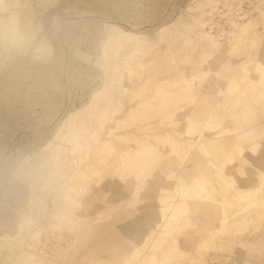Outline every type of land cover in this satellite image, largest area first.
<instances>
[{"label":"rangeland","instance_id":"rangeland-1","mask_svg":"<svg viewBox=\"0 0 264 264\" xmlns=\"http://www.w3.org/2000/svg\"><path fill=\"white\" fill-rule=\"evenodd\" d=\"M0 9L19 18L14 31L0 20V235L12 241L0 264H25L28 253L41 264H127L156 239L159 197L187 195L180 183L201 194L159 264L231 259L200 233L224 217L212 198L237 197L264 176V0H5ZM113 23L145 36L171 26L173 36L130 52L108 42ZM242 212L237 234L252 217ZM262 252L234 259L260 264Z\"/></svg>","mask_w":264,"mask_h":264},{"label":"bare ground","instance_id":"bare-ground-1","mask_svg":"<svg viewBox=\"0 0 264 264\" xmlns=\"http://www.w3.org/2000/svg\"><path fill=\"white\" fill-rule=\"evenodd\" d=\"M5 2V0H0V6L2 5V3ZM237 14V13H236ZM0 15H2L0 17V20H4V24L5 26L7 27V29H10L11 31H14L16 28L19 27V18L14 16L13 14H10L9 12L6 14L4 13V11L2 9H0ZM4 18V19H3ZM17 24V26H16ZM197 24V23H196ZM194 24V25H196ZM199 24V23H198ZM21 25V24H20ZM200 25V24H199ZM191 26V25H190ZM205 26V25H204ZM111 28V34L110 36H108V42H111L113 45L115 46H118L120 48H126V49H131L129 50L130 52L134 51L136 47H138L139 45H142V46H148L152 43V37H156L158 40L155 42V46L154 47H158L161 42L163 40H167L171 35H172V28L171 26H163L160 30H158V32L154 33L153 36H145V35H139V34H134V33H131V32H128V31H125L123 29H121L118 25L116 24H110L109 26ZM21 28V27H20ZM194 28V27H193ZM197 28V27H196ZM199 28V27H198ZM34 29V28H33ZM177 30V29H176ZM184 30H186L184 28ZM190 30V29H189ZM194 30V29H193ZM30 31V30H29ZM32 31V30H31ZM192 32V30H190ZM195 31V30H194ZM34 32V31H33ZM36 32V31H35ZM177 32V31H175ZM179 32V31H178ZM189 33V31H188ZM194 33V32H193ZM199 33V32H198ZM180 34V33H179ZM202 34V32L200 33ZM206 34V33H205ZM203 33V35H205ZM29 35V34H28ZM174 35L176 36V34L174 33ZM182 35V34H181ZM180 35V37H182ZM37 36V35H36ZM173 36V35H172ZM178 36V35H177ZM198 36V35H197ZM206 38H207V35H205ZM210 35H208L209 37ZM28 37L27 36V40H28ZM12 38V37H11ZM179 39V36L177 37ZM171 39V38H170ZM174 39V38H173ZM208 39V38H207ZM15 41V40H14ZM107 42V43H108ZM167 44V43H166ZM171 44V43H170ZM174 44V43H173ZM1 46V45H0ZM171 46V45H170ZM169 46V47H170ZM43 48H45V50H49L47 47V45H43L42 46ZM117 48V47H116ZM115 48V49H116ZM109 49V48H108ZM133 49V50H132ZM104 50V49H103ZM1 51V50H0ZM136 51V50H135ZM103 52V51H102ZM107 52V51H106ZM140 54V53H139ZM107 55V54H106ZM126 55H127V52H126ZM134 55V54H133ZM109 56V55H108ZM105 58V57H104ZM109 58V57H108ZM124 58V56H123ZM126 58V57H125ZM110 59V58H109ZM127 59V58H126ZM130 59V58H129ZM160 59V58H159ZM124 62V60H123ZM129 62L125 61L123 64H127ZM128 65V64H127ZM141 65V64H140ZM125 69V68H124ZM128 69V68H127ZM131 71V70H130ZM121 73V72H120ZM131 73V72H130ZM129 73V75L131 76V74ZM123 74V73H121ZM124 76V75H123ZM129 76V78H130ZM124 78V77H123ZM152 78V77H151ZM150 79V78H149ZM166 83V82H165ZM168 84V82H167ZM169 85V84H168ZM171 85V84H170ZM163 86V85H162ZM173 86V85H172ZM177 88V87H175ZM166 89V87H165ZM168 89V88H167ZM166 89V90H167ZM172 89V88H171ZM162 90V89H161ZM169 90V89H168ZM180 90V88H179ZM156 91V90H155ZM155 91H154V94H155ZM158 91V90H157ZM173 92V91H172ZM175 92V91H174ZM174 92H173V96H174ZM177 92V91H176ZM180 92V91H179ZM178 92V93H179ZM169 94V93H168ZM167 94V95H168ZM171 94V93H170ZM176 94V93H175ZM181 96V92L179 93ZM178 95V94H177ZM170 96V95H169ZM176 96V95H175ZM180 96V98H181ZM158 98V95L156 94L155 98ZM172 97V95L170 96ZM183 97V96H182ZM156 98V100H157ZM153 99H154V96H153ZM169 99V98H168ZM178 99H179V95H178ZM183 99V98H182ZM155 100V101H156ZM163 100V99H162ZM165 100V98H164ZM170 100V99H169ZM184 101H185V98H184ZM148 102V100H147ZM150 102V101H149ZM154 102V101H153ZM152 102V103H153ZM163 102V101H162ZM166 102V100H165ZM164 102V103H165ZM168 102V101H167ZM180 103H183V100L181 102V100H179ZM151 103V102H150ZM177 103H178V100H177ZM179 103V104H180ZM154 104V103H153ZM170 104V101L169 103H167V105ZM172 104V103H171ZM159 105V104H158ZM157 105V106H158ZM162 104H160L159 106H161ZM164 105V104H163ZM166 105V104H165ZM150 106V105H149ZM156 106V107H157ZM158 106V107H159ZM169 106V105H168ZM174 106V105H173ZM177 106V105H176ZM153 107V106H152ZM172 107V106H171ZM148 108V106H147ZM163 108V107H162ZM167 108V107H166ZM157 109V108H156ZM168 109V108H167ZM170 109V107H169ZM175 109V108H174ZM163 110V109H162ZM160 108V111L159 112H163ZM154 111V109H153ZM164 112H165V109H164ZM156 113V111H155ZM160 113V114H161ZM153 114V113H152ZM157 114H158V111H157ZM164 114V113H163ZM149 118V117H148ZM219 123V122H217ZM216 125V124H215ZM219 126L221 125L220 123L218 124ZM217 125V126H218ZM214 127L213 125H210V127ZM216 126V127H217ZM218 126V127H219ZM209 129V128H208ZM213 129V128H212ZM217 129H215L216 131ZM219 133V132H218ZM227 134V133H231V131L229 129H226V128H223L222 131H221V134ZM245 133V132H244ZM220 135V133H219ZM241 135V134H240ZM201 136V135H200ZM203 136V135H202ZM218 136V135H217ZM220 136H224V135H220ZM238 136V135H237ZM242 136V135H241ZM215 137V136H214ZM219 137V136H218ZM226 137V136H225ZM203 138V137H202ZM200 138V139H202ZM230 138V137H229ZM232 138V137H231ZM243 138V137H242ZM235 139V138H234ZM240 139V138H239ZM257 139V138H255ZM238 140V139H237ZM241 140V139H240ZM259 140V138H258ZM218 142V141H217ZM251 144V143H250ZM51 145V143L49 144V146ZM227 144H225V147H226ZM243 145V144H242ZM246 145V144H245ZM47 145V147H49ZM230 146V144H229ZM232 146V145H231ZM230 146V147H231ZM254 146V145H253ZM52 147V146H51ZM55 147V146H54ZM224 147V148H225ZM251 147V146H250ZM228 148V147H227ZM244 148V147H243ZM53 149V148H52ZM226 149V148H225ZM227 150V149H226ZM256 151V150H255ZM152 152H153V149H152ZM53 153H57L55 151H53ZM47 154V153H46ZM53 154V155H54ZM246 154V153H245ZM48 156V155H47ZM46 156V158H47ZM52 156V155H51ZM247 157V156H246ZM31 158V157H30ZM44 158V157H43ZM61 158V157H60ZM57 159V158H55ZM63 159V158H62ZM243 159V158H241ZM37 160V159H36ZM43 160V159H42ZM26 161V160H24ZM33 161V160H32ZM47 161V160H46ZM62 161V160H60ZM31 162V160H30ZM29 162V165L31 164ZM36 162V161H35ZM40 162V161H39ZM45 162V161H44ZM28 164V163H27ZM43 164V163H42ZM145 164V163H144ZM142 164V165H144ZM39 165V164H38ZM36 167V165H34ZM59 166V165H58ZM48 167V166H47ZM46 167V168H47ZM53 168V167H52ZM36 169V168H35ZM39 169V168H38ZM57 169V167H56ZM132 169V168H131ZM139 169V168H138ZM50 170H53V169H50ZM49 170V171H50ZM55 170V168H54ZM134 170V168L132 169V171ZM144 170V169H143ZM200 171V170H199ZM231 171V170H230ZM134 172V171H133ZM139 173V172H138ZM227 173V172H226ZM132 174V172H131ZM52 175V174H51ZM134 175V174H133ZM132 175V176H133ZM137 175V174H136ZM218 175V174H217ZM231 175V174H230ZM139 176V175H138ZM137 176V177H138ZM214 177V176H213ZM132 178V177H131ZM140 179L143 180L142 176L140 175V177H138ZM139 179V180H140ZM220 179V178H219ZM142 180L140 181V183L142 182ZM148 180V179H147ZM146 180V181H147ZM215 180V179H214ZM222 180V179H221ZM253 180V179H251ZM257 180V179H256ZM135 183V181H133ZM217 182V181H216ZM145 183V182H144ZM211 183V181H210ZM221 183V182H220ZM224 184V183H223ZM247 184V183H245ZM256 184V183H255ZM222 185V184H221ZM220 185V186H221ZM248 185V184H247ZM245 185V186H247ZM254 186V184H253ZM251 186V187H253ZM140 187H142V185H140ZM218 188V187H217ZM238 188V187H237ZM243 187H240V189H238V193H237V197H234V198H231L230 196H226L223 200H219V199H216V198H212L214 199V202L217 203V206H219L220 210L223 211L224 213V217L223 218H218L216 217V219L214 218L213 220L215 221L213 223V230L212 229V225H210V228L209 230H203L200 235H201V240L200 242L202 241V239L204 237H209L210 238V241L208 243L209 247H211L212 245L214 247H217V251L215 252H220L221 255H226V252L227 251H231L232 254H231V259L230 258H227V257H221V261L218 262V261H215L214 263H218V264H229V261H231V263L235 262L236 264H240V262H236V260L234 258H236L235 254H238V256H244L245 257V262L246 263H249V259H255L254 258V253L256 254H259V252H261V249L263 250L264 248V218H261L259 217L258 215V210H260L263 206H264V176L261 177L259 179V181L257 182V185L253 188V189H247V190H243L242 189ZM134 189V188H133ZM137 189V188H136ZM176 189V186H174V190ZM188 190L187 192V195H183V194H179V193H175L173 195H169L167 196L166 194L162 195L159 197V201H160V205H161V208L162 211L161 213V220L162 222L160 224L157 225V228L156 230L154 231L153 235L156 234V239L158 238V240L154 239L151 241V244H148L146 243L144 245V248H145V252H142V251H138V252H133L129 258L127 259V264H143V263H150V264H159V259H161L163 261V258L162 256H164V254L166 252H168L169 250L172 249L173 245L175 244L177 238V234L178 235H181L183 234V232L185 231V229L187 230V226H188V223L191 221L189 219V216H183L181 217L182 215H184L188 210H189V204H188V201H190L191 198L195 197V194H201L200 192H196L195 194L194 193H190L192 192V188H190L189 186H186L184 187L183 184H179V186H177V191H183V190ZM225 189V188H224ZM245 189V188H244ZM216 190V189H215ZM234 190V189H233ZM190 191V192H189ZM202 191V190H201ZM204 191V190H203ZM170 192V191H169ZM232 192V191H231ZM236 192H237V189H236ZM172 193V192H171ZM167 196V197H166ZM198 196V195H197ZM166 197V198H164ZM214 197V196H213ZM207 198H211L210 196L207 197ZM206 198V199H207ZM219 198V197H217ZM69 199V198H68ZM197 200V199H196ZM199 200V199H198ZM194 201V200H193ZM200 201V200H199ZM206 201V200H205ZM208 201H210L208 199ZM198 202V201H196ZM202 202V201H200ZM246 203H248L247 205H245ZM209 204H213V203H210ZM198 205V204H196ZM206 206V204H204ZM195 207V206H194ZM208 207V205H207ZM210 207V206H209ZM208 207V208H209ZM212 208H214L213 206H211ZM211 207L209 209H211ZM42 208V207H41ZM205 208V207H204ZM246 208V210L248 211L247 212V215L244 214V217L245 216H248V215H252V217H247V218H242V220L245 219V221L243 222H246L245 223V226L242 227V229L240 230L239 234H237L236 232H234L235 230L233 229V224H235L234 222L236 221L235 219H239L238 216L240 214V217H243V212ZM218 209V208H217ZM216 209V211H217ZM220 210H218V212H220ZM199 211V210H198ZM200 211H204V210H201ZM215 213V212H214ZM221 213V212H220ZM220 213H217V214H220ZM242 213V214H241ZM263 213V212H262ZM261 212L260 214L263 215ZM208 214V213H207ZM205 215V214H204ZM255 216V217H253ZM258 216V217H257ZM208 217H209V214H208ZM215 217V216H214ZM206 219V218H205ZM201 220V219H200ZM200 220L198 221V223L200 222ZM234 220V221H233ZM241 220V218H240ZM239 220V221H240ZM241 220V221H242ZM33 221V220H32ZM203 221L205 222V220L203 219ZM196 222V220H195ZM194 222L195 225H197L196 223ZM210 222V221H208ZM192 223V222H191ZM237 223H239L237 221ZM219 224V225H218ZM22 225V224H21ZM206 225V224H205ZM238 225V224H237ZM193 226V224H192ZM191 226V227H192ZM199 226V225H198ZM21 227V226H20ZM18 228L19 231L23 228ZM209 227V226H208ZM239 227V226H238ZM185 228V229H184ZM190 228V227H188ZM195 228V227H193ZM207 228V227H205ZM237 229V228H236ZM211 230V231H210ZM239 230V229H238ZM237 231V230H236ZM39 232V231H38ZM38 232H36V235L38 234ZM186 232V231H185ZM209 232V233H208ZM242 232V233H241ZM22 233V232H21ZM8 235V234H7ZM20 235V234H19ZM176 235V236H175ZM241 235V236H240ZM8 236H11V235H8ZM6 235H3L1 236L0 235V256L3 255L4 256V251H7L9 250L10 246L8 245V242L11 241L10 237H8ZM241 237L240 239H242V244L240 243V247H238L239 243H237L235 241V239H237L238 237ZM182 237V235L180 236ZM12 238V237H11ZM155 238V237H154ZM239 239V238H238ZM197 239H195L196 241ZM240 241V240H239ZM12 242V241H11ZM237 243V244H236ZM178 244H181V243H178ZM177 244V245H178ZM237 246L235 247L234 246ZM147 245V246H146ZM175 245V246H177ZM246 245V246H245ZM233 246L235 247V249L233 248ZM8 247V249H7ZM263 247V248H261ZM244 248H247V251L248 252H244L242 251V249ZM261 248V249H260ZM210 249V248H209ZM233 249H234V252H233ZM11 250V248H10ZM29 250H31L29 248ZM34 251V249H32ZM168 250V251H167ZM240 250V251H239ZM251 250V251H249ZM211 251V250H210ZM209 251V252H210ZM8 252V251H7ZM213 251H211L212 253ZM36 253V252H35ZM205 253V252H204ZM225 253V254H224ZM8 254V253H7ZM6 254V255H7ZM219 254V253H218ZM229 254V253H228ZM168 255V254H166ZM213 255H216L213 253ZM220 255V254H219ZM188 256V255H187ZM235 256V257H234ZM258 256V255H257ZM166 256H164L165 258ZM170 257V256H169ZM19 258H21L22 262L25 263V264H41L36 258L33 257L32 254L28 253L26 255H23L22 257V254L19 255ZM247 258V259H246ZM168 262H170V259L171 258H168ZM230 259V260H229ZM242 259V258H241ZM143 260V261H141ZM257 260H260V264H264V252H262V255H260V257H257ZM224 262V263H222ZM171 263V262H170ZM242 264V263H241Z\"/></svg>","mask_w":264,"mask_h":264},{"label":"clouds","instance_id":"clouds-1","mask_svg":"<svg viewBox=\"0 0 264 264\" xmlns=\"http://www.w3.org/2000/svg\"><path fill=\"white\" fill-rule=\"evenodd\" d=\"M16 39H20V38H19V37H15V36H14V37H13V40H16Z\"/></svg>","mask_w":264,"mask_h":264}]
</instances>
